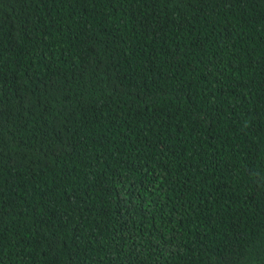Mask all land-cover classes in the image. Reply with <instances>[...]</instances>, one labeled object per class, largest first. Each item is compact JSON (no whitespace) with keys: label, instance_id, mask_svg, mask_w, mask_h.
Instances as JSON below:
<instances>
[{"label":"trees","instance_id":"trees-1","mask_svg":"<svg viewBox=\"0 0 264 264\" xmlns=\"http://www.w3.org/2000/svg\"><path fill=\"white\" fill-rule=\"evenodd\" d=\"M0 264H264V0H0Z\"/></svg>","mask_w":264,"mask_h":264}]
</instances>
